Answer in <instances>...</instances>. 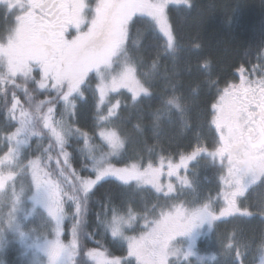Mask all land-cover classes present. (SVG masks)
<instances>
[{
	"label": "rangeland",
	"instance_id": "obj_1",
	"mask_svg": "<svg viewBox=\"0 0 264 264\" xmlns=\"http://www.w3.org/2000/svg\"><path fill=\"white\" fill-rule=\"evenodd\" d=\"M69 2L72 8L70 29L61 34L60 39L47 41L37 33L32 12H25L21 0H0L14 23L8 37L0 40V85L14 84L19 76L38 70L64 88L69 84L65 90V97L69 98L81 90L86 80L95 81L99 117L95 137L99 142L86 150L92 154L90 168L95 175L94 183L113 179L124 185L134 184L137 189H150L162 198L153 206V212L147 211L141 216L130 212L116 215L107 224L113 239L126 246L125 258L98 260L94 251L89 250L88 259L92 262L89 264H264V246L255 254L232 236L212 243L214 247L209 243L216 223L244 215L239 198L264 178V169L244 177L235 176L225 166L215 170L217 176L213 177L202 170L207 163L210 165L218 159L217 154L228 143L227 137L217 150L198 149L190 156H183V160L158 156L152 165L133 162L118 167L113 164L123 149V139L115 122L118 112L127 106L126 99L137 102L148 94L136 63L124 51L127 31L123 26L134 18L144 17L163 37L159 21L163 19L171 28L168 9L189 6V3L156 0L157 13L148 16L133 15L142 11L134 0ZM163 39L166 48L173 50L174 43L169 48L166 38ZM43 96L42 102L48 108L44 109L39 102L38 107L29 109V119H23L26 128L20 126L19 134L4 137L0 142V264H11L7 259L8 251H15L16 264H88L83 258L80 262L77 260L83 249L80 227L69 230L71 238L65 239L69 216L59 186L48 177L38 159L24 157L29 134L40 135L44 133L42 129H47L48 137L61 139L64 136V130L56 128L55 120L49 122V114L56 105L54 95L44 92ZM66 98L63 101L67 102ZM29 99L35 100V96ZM67 107L70 112L73 103ZM233 108L221 96L215 121L227 123ZM41 111L45 118H36ZM16 112L10 114L17 117ZM35 121L43 122V127L34 128ZM77 137L89 141L92 138L81 131L77 132ZM56 168V174L69 169L65 165L61 167V162H56ZM85 184L86 181L83 186ZM232 191H237V196L234 205L229 207L227 200Z\"/></svg>",
	"mask_w": 264,
	"mask_h": 264
},
{
	"label": "trees",
	"instance_id": "obj_2",
	"mask_svg": "<svg viewBox=\"0 0 264 264\" xmlns=\"http://www.w3.org/2000/svg\"><path fill=\"white\" fill-rule=\"evenodd\" d=\"M167 15L174 36L173 50L166 48L165 40L147 18L137 17L123 26L127 31L124 51L136 63L148 94L137 102L126 99L127 106L118 112L115 122L123 149L113 160L114 166L133 162L152 165L158 156L180 159L198 149H216L213 121L217 112L213 105H218L233 73L261 59L264 53V0H189V6L170 7ZM13 28L12 15L0 5V40H5ZM32 71L19 76L14 84L0 85V142L26 128L23 119H29V109L38 107L39 102L44 106L43 93H52L56 105L48 120H55L64 136L49 138L47 129L40 135L29 134L24 157L38 159L59 186L69 216L65 239L71 238L75 227L81 229L83 249L78 262L83 258L92 263L89 250L98 260L125 258L126 246L113 239L107 224L116 215L130 212L141 216L155 211L153 206L162 198L150 189H137L134 184L124 185L113 179L94 183L92 154L86 150L99 142L95 137L99 128L95 81L86 80L80 91L66 98L69 84L64 88L43 72ZM29 96H35V100ZM70 103L73 108L67 112ZM14 111L17 117L10 114ZM41 117L45 118L42 111L36 118ZM33 127L40 129L43 122L35 121ZM79 131L92 137L90 141L77 137ZM56 162L69 169L56 174ZM202 165L204 168V162ZM218 169L215 165L202 170L213 177ZM240 206L248 215L244 212L216 223L209 243L232 236L257 254L264 246V178L249 190ZM7 259L16 264L15 251H8Z\"/></svg>",
	"mask_w": 264,
	"mask_h": 264
},
{
	"label": "flooded vegetation",
	"instance_id": "obj_3",
	"mask_svg": "<svg viewBox=\"0 0 264 264\" xmlns=\"http://www.w3.org/2000/svg\"><path fill=\"white\" fill-rule=\"evenodd\" d=\"M21 1L24 3L25 12H32L34 28L40 37L47 41L60 39L61 34L70 29L72 8L68 0ZM241 68L244 70L243 73L240 71ZM242 77L246 81L245 87L255 89L256 95L259 96V82L264 79V54L261 59L250 65L241 66L233 73V79L227 86V91L225 89L226 94L222 98L233 107L240 96H243L239 88ZM248 95L250 96L251 93ZM216 136H218L217 133ZM227 141L225 148L217 154L219 166L224 165L237 177L248 176L264 169V141H252L239 136L227 138Z\"/></svg>",
	"mask_w": 264,
	"mask_h": 264
},
{
	"label": "snow or ice",
	"instance_id": "obj_4",
	"mask_svg": "<svg viewBox=\"0 0 264 264\" xmlns=\"http://www.w3.org/2000/svg\"><path fill=\"white\" fill-rule=\"evenodd\" d=\"M134 3L142 11L133 13V15L154 16L157 13L156 0H134ZM180 3L188 4L189 0H176V4ZM159 31L166 38L167 46L171 48L174 43V36L171 33L169 24L163 19L159 21ZM240 71L243 73L244 70L241 68ZM245 83L246 81L242 77L239 88L243 96H240L233 108L229 121L225 124H218L215 120L213 121L215 131L218 134L216 139L217 144H222L226 137L231 138L233 136L247 138L252 141H264V79L259 82V96L256 95L255 89L251 87L246 88ZM249 93H251L250 96L248 95ZM216 107V105H213L214 113ZM181 159L183 160L184 157L182 156ZM224 183L227 184L228 181ZM230 196L231 198L227 200L229 207L234 205L237 191H232ZM188 251L190 254L192 253L191 246Z\"/></svg>",
	"mask_w": 264,
	"mask_h": 264
}]
</instances>
